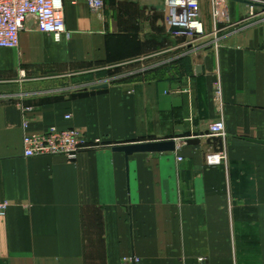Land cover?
<instances>
[{"label":"crops","instance_id":"1","mask_svg":"<svg viewBox=\"0 0 264 264\" xmlns=\"http://www.w3.org/2000/svg\"><path fill=\"white\" fill-rule=\"evenodd\" d=\"M207 1L202 38L172 32L164 0H64L70 37L30 22L0 49V264H264V11L226 0L215 34ZM25 122L74 128L84 150L26 157Z\"/></svg>","mask_w":264,"mask_h":264},{"label":"built area","instance_id":"2","mask_svg":"<svg viewBox=\"0 0 264 264\" xmlns=\"http://www.w3.org/2000/svg\"><path fill=\"white\" fill-rule=\"evenodd\" d=\"M88 6L94 11H102L106 0H86ZM259 6H250V12L255 14V9L264 11V0H248ZM225 0H212L213 17L217 23L224 21L222 4ZM166 24L186 31L185 34L196 38L205 35L202 21L201 0H164ZM32 23L37 32L51 34L55 38L70 37L66 29L64 16V0H0V49H17L20 45L21 32ZM221 88L215 89V101L221 103ZM29 111V110H27ZM70 119V116L66 117ZM29 124H24L23 147L26 157L38 156H63L69 161H75L84 150L82 134L68 128L58 130L52 128L45 132H29ZM212 136H226L223 120L210 125ZM99 143V142H97ZM223 155H210L208 163L220 164ZM7 206H0V216L5 215ZM136 257H126L121 264H136Z\"/></svg>","mask_w":264,"mask_h":264},{"label":"water","instance_id":"3","mask_svg":"<svg viewBox=\"0 0 264 264\" xmlns=\"http://www.w3.org/2000/svg\"><path fill=\"white\" fill-rule=\"evenodd\" d=\"M231 1L245 3L249 6H259L248 0H231ZM170 30L172 32L186 33L185 30L177 28V27L170 26ZM198 71H200V69H198ZM107 87H108V84L95 85V86H92V90L105 89ZM256 142L264 145V142L262 141H256ZM188 143H195V142H188ZM176 148H177L176 141L170 140V141H157V142H147V143L116 146L113 148V151L123 153L126 156V159L128 161V159L135 154L173 153L176 151Z\"/></svg>","mask_w":264,"mask_h":264},{"label":"rangeland","instance_id":"4","mask_svg":"<svg viewBox=\"0 0 264 264\" xmlns=\"http://www.w3.org/2000/svg\"><path fill=\"white\" fill-rule=\"evenodd\" d=\"M227 1L225 0V2L222 4L223 6H222V8L224 9V11H225V13H228L229 11H228V9H226L225 7H224V5H225V3H226ZM248 8H249V10H250V6L248 5ZM207 11H208V13H211V14H213V5H212V0H208L207 1ZM257 10L258 9H255V12H257ZM202 17H203V11H202ZM226 22H221V23H217L216 24V32H215V34H219L218 32L219 31H222V29H225V25L227 24V18H226V20H225ZM132 67H133V65H130V66H122V67H115V68H111V69H109V70H106L105 71V73H107V74H109V76H114V75H116L117 74V72L119 71V70H122V69H126V70H129L130 72L132 71V70H130V69H132ZM138 259V258H137ZM139 261H140V259H138ZM138 261V262H139ZM122 262V261H121Z\"/></svg>","mask_w":264,"mask_h":264},{"label":"bare ground","instance_id":"5","mask_svg":"<svg viewBox=\"0 0 264 264\" xmlns=\"http://www.w3.org/2000/svg\"><path fill=\"white\" fill-rule=\"evenodd\" d=\"M220 14H222V15H223V11H220Z\"/></svg>","mask_w":264,"mask_h":264}]
</instances>
